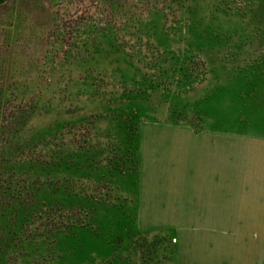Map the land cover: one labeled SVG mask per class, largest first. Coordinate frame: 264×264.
<instances>
[{"label": "rangeland", "instance_id": "1", "mask_svg": "<svg viewBox=\"0 0 264 264\" xmlns=\"http://www.w3.org/2000/svg\"><path fill=\"white\" fill-rule=\"evenodd\" d=\"M255 1L153 0L149 24L141 28L119 12L112 16L101 0L29 4L30 26L18 45L27 54L90 47L92 33L113 31L121 54L132 53L133 61L103 60L105 70L93 73L89 86L71 67L58 68L50 80L45 75L40 95L52 104L50 112L34 113L21 140L45 135L18 155L40 168L16 174L21 205L0 212V264H177L172 239L181 229L142 199L157 167L163 175L166 128L264 136V5ZM135 5L146 7L140 0ZM52 13L58 18L50 25ZM146 34L152 44L138 39ZM25 102L0 106V144L9 120L22 118L33 100ZM157 134L162 138L153 150ZM49 146L61 154L46 156ZM153 181L163 185V179ZM260 234L264 240V228Z\"/></svg>", "mask_w": 264, "mask_h": 264}, {"label": "crops", "instance_id": "2", "mask_svg": "<svg viewBox=\"0 0 264 264\" xmlns=\"http://www.w3.org/2000/svg\"><path fill=\"white\" fill-rule=\"evenodd\" d=\"M163 141V175L142 201L181 229L177 264H262L264 136L171 126Z\"/></svg>", "mask_w": 264, "mask_h": 264}, {"label": "trees", "instance_id": "3", "mask_svg": "<svg viewBox=\"0 0 264 264\" xmlns=\"http://www.w3.org/2000/svg\"><path fill=\"white\" fill-rule=\"evenodd\" d=\"M35 1L36 0H9L0 5V13L2 11L6 12L4 13L6 19L4 21L1 20L4 39L0 43V106L3 102L5 106H8L7 104L18 106L25 101L33 100L32 105L28 110L19 113L22 115V118L18 117L14 120H12L13 118L9 120L11 126L9 127V131H7L8 138L0 144V212L5 211L7 207L12 208L13 206L21 205L17 199L18 195L15 194L18 193V191L16 192V189L14 188V186L22 187V185L19 184L21 179H18L16 174H19V172H22L25 169H27L28 172V169L38 171L40 168L39 161L27 163L25 159H18V155L24 152L27 142H34L45 135L44 133L43 135L33 133L31 137L25 139V141L21 140L23 138V135H21L22 131L26 127H29L31 117L34 113L45 112V114H47L50 112L49 108L52 104H49L46 100L43 101L44 99L42 100V95H40V84L42 80L46 78V76L48 77V80L53 78L60 67L61 69L62 67L66 68L65 70H69L67 68L71 67V70L75 69L78 72V79H83L89 86L90 81H93V79H90L92 74L105 70V68L101 69L99 67L103 60L105 61L109 57L111 60L114 55L116 59L115 62L120 60H129V62L133 61L128 58L132 53H125V55L121 54L122 50L116 45L117 38L114 36L115 33L113 31L108 33H92L86 41V44L90 41L92 44L90 47H77L63 51H47L41 58L40 56L34 57L27 54L24 48H20L18 45L25 41L23 39L26 37L28 27L30 26L27 9L30 7L29 4L35 3ZM101 1L104 4L108 3V5L111 6L112 16H115V12H119L122 14V18H125L130 22V26L132 25L136 28L138 26V28H141L145 26L147 27L149 24L148 16L151 13L149 11L151 9L149 8L151 7L153 0H140L143 1V3H146V7L142 10L136 8L135 2L137 0ZM172 1L173 0H159V4H163L164 2L165 4H169ZM255 2L256 4L254 5H257V7L264 5V0H256ZM159 4L157 3V6ZM10 5L11 8H9ZM118 5H121V7L124 6L125 9L119 10ZM161 12L162 7L154 9L155 16H160ZM57 18V13H52L50 18L51 22H49V24L51 25L52 21H57ZM52 27L58 31L62 29L61 25L57 22L52 24ZM137 32L138 31L129 35V40L133 41ZM151 38V34L138 37L140 41L143 40L147 44H152L153 41ZM56 40L64 42V37L58 38L56 36ZM104 44H107V46L110 45L109 49L102 48L101 45ZM2 48L3 50H1ZM119 53L124 57L123 59L122 57H117ZM1 109L2 107H0V112ZM11 114L12 113H10V115ZM10 115L5 116V120L13 116ZM20 119L21 121H19ZM20 124L22 126L21 128L19 127ZM58 125L61 124L59 123ZM53 127H55V125H52L51 128L48 129L47 134L53 133ZM5 133L6 131H4V134ZM32 137H34V139H32ZM18 144L21 145L19 146ZM57 150L59 149H54L53 146L44 147L43 153L46 156L52 157L54 154H61L60 151L57 152ZM63 153H69V149H63L62 154Z\"/></svg>", "mask_w": 264, "mask_h": 264}, {"label": "built area", "instance_id": "4", "mask_svg": "<svg viewBox=\"0 0 264 264\" xmlns=\"http://www.w3.org/2000/svg\"><path fill=\"white\" fill-rule=\"evenodd\" d=\"M173 242L175 243L176 242V239H173Z\"/></svg>", "mask_w": 264, "mask_h": 264}]
</instances>
